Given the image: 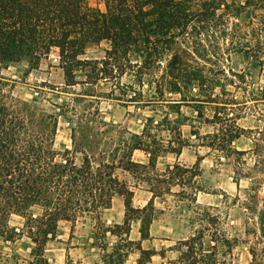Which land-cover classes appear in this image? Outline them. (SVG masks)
Instances as JSON below:
<instances>
[{
    "label": "trees",
    "instance_id": "trees-1",
    "mask_svg": "<svg viewBox=\"0 0 264 264\" xmlns=\"http://www.w3.org/2000/svg\"><path fill=\"white\" fill-rule=\"evenodd\" d=\"M258 8L264 11V0H245L241 6L226 0H103V7L88 0H0V64L27 61L34 67L57 50L68 87L117 81L130 74L139 86L147 81L154 88L148 103L164 97L166 91L180 95L168 103L179 113L193 101L187 93L194 85L216 88L220 67L213 70L207 64L218 65L220 57L238 52L264 65V29L252 31L236 21L242 9L254 14ZM101 42L107 43L102 57H83L89 45ZM77 71L83 73L82 80L77 79ZM83 96L87 94L72 97L75 103L84 101L79 111L75 104L61 109V115L72 113L74 124L70 146L58 149V116L10 99L0 87V237L12 240L26 235L34 244L27 264H51L46 245L57 238L62 222L71 223L73 229L77 221L90 219L103 227V209L120 196L124 219L113 228L103 227L118 238L103 264H124L133 251L138 254L137 264H147L155 249L142 247L141 241L150 238L154 198L172 193L176 184L185 193L187 183L175 180L197 175L202 157L198 155L190 167L175 163L159 171L158 157L165 152L179 155L189 145L176 120L166 119L176 123L168 129L177 134L176 141L171 137L166 144L153 133L159 124L152 117L140 133L117 135L114 125L93 106V99ZM211 101L215 112L210 122L219 124L213 135L217 138L220 105ZM196 102L203 108L201 99ZM239 130L232 131L231 141L240 137ZM135 150L147 154V162L135 160ZM192 186L195 195L199 186ZM137 189L151 194L143 206L133 205ZM13 215L24 220L19 230L9 225ZM132 221L140 223L139 240L129 237ZM203 237L200 230L180 241L181 264H217L214 250H204ZM250 253L249 264H264L254 250Z\"/></svg>",
    "mask_w": 264,
    "mask_h": 264
},
{
    "label": "rangeland",
    "instance_id": "rangeland-1",
    "mask_svg": "<svg viewBox=\"0 0 264 264\" xmlns=\"http://www.w3.org/2000/svg\"><path fill=\"white\" fill-rule=\"evenodd\" d=\"M226 2L241 6L245 0ZM88 3L103 7V0H88ZM253 12L242 9L236 21L252 31L264 29V11L258 8ZM106 47V42L89 45L83 57L100 58ZM256 63L242 53L231 52L220 57L218 65L207 64L213 70L220 67L215 76L218 81L216 88L210 91L207 87L199 89L194 85L187 93L193 101L183 105L179 113L172 111L168 103L180 95L166 91L164 97L148 103L146 101L152 99L154 88L147 81L139 86L130 74L117 81L100 80L92 85L68 87L59 66L57 50L51 51L34 67L27 61L0 64V87L12 97L10 99L27 102L58 116L55 139L58 149L70 146L73 115L71 112L60 113L65 105L71 108L75 104L78 111L81 109L84 101H72L76 94L86 93L87 96L83 97L93 99V106L98 107L105 121L114 125L113 132L117 135L126 131L140 133L145 120L152 117L154 123L159 124L152 128L153 133L166 144L171 137L176 141L175 129L168 127L177 123L180 135L188 140L189 145L183 147L179 155L165 152L158 157L157 169L163 171L177 160L180 165L190 167L198 155L202 159L197 175L188 174L186 181L183 178L175 180V183H187L183 185L185 193L176 184L172 186V193L156 200L152 211L155 221L149 230L151 237L143 240L141 245L164 251L173 248V251L166 253L164 260L155 257L149 264H181L178 261L180 253L176 249L184 248L179 241L200 230L204 235V248L206 251L214 250L217 264H249L252 259L250 250L264 261V65ZM76 77L82 80L83 73L77 71ZM197 99L202 100L203 108H198ZM213 99L220 105L221 131L217 138L213 135L219 124L210 122L215 112ZM166 119L177 122L167 123ZM236 127L240 128L241 135L231 141V133ZM234 149L245 150V153H237ZM133 158L145 162L147 154L135 150ZM192 185H198L202 192L197 193V201L191 195L195 190ZM149 197L150 193L137 189L133 205L141 206ZM122 213L123 206L115 200L112 208L101 217L103 227L113 228L116 223L122 224ZM23 221L22 217L13 215L9 225L19 230ZM71 226L69 222H62L57 238L47 243L45 255L51 264H103L104 260L107 261V252L118 241L115 235L105 233L102 226L90 219L77 221L73 229ZM139 229V221H132L129 237L139 240ZM211 245H215L214 248ZM33 246L31 239L24 234L12 240L0 237V264H27ZM137 257V252H131L124 264H137Z\"/></svg>",
    "mask_w": 264,
    "mask_h": 264
},
{
    "label": "crops",
    "instance_id": "crops-1",
    "mask_svg": "<svg viewBox=\"0 0 264 264\" xmlns=\"http://www.w3.org/2000/svg\"><path fill=\"white\" fill-rule=\"evenodd\" d=\"M243 151H245V150H243ZM181 154V153H180ZM196 160H197V158H196ZM141 162V161H140ZM145 162H147V161H145ZM201 162V161H200ZM176 163H178L179 164V162H178V160H177V162ZM195 163H196V161H195ZM194 163V164H195ZM175 164V163H174ZM193 164V165H194ZM172 165V164H171ZM147 192V191H146ZM149 193V192H148ZM200 194V193H202L201 192V189L199 188V190H197L196 191V194L194 195L195 196V199H196V201L198 200V194ZM150 196H151V194H150ZM135 197V196H134ZM150 198V197H149ZM149 198L147 199V201L149 200ZM158 198H162V196H157V197H155L154 198V208H155V202H156V200L158 199ZM115 200H116V202L118 203V205H122L123 206V213H122V216H123V219H124V210H125V208H124V202H123V198L122 197H120V196H116L114 199H113V202H112V205H111V207H108V208H105V209H103V211H102V217H104L105 216V211H107V210H110L111 208H112V206L115 204ZM147 201L143 204V205H145L146 203H147ZM143 205H141V206H143ZM156 210V209H155ZM115 219V218H114ZM108 221H111V219L110 218H108ZM116 222H118L119 220H115ZM155 221V218H153L152 219V221H151V223H150V226L153 224V222ZM150 226H149V230H150ZM194 235V232L191 234V235H189V237L190 236H193ZM151 237V236H150ZM189 237H187V238H184V239H182V240H186V239H188ZM204 238V237H203ZM182 240H180V241H182ZM143 241V240H142ZM141 241V242H142ZM180 241H179V243H180ZM212 246V245H211ZM203 247H204V245H203ZM154 249H155V254L154 255H152V257H151V259H150V261H148L147 262V264H149V263H151L152 262V260H154V258L155 257H159L160 259H161V261L162 260H164L165 258H166V253H169V252H171V251H173V248H170L169 250H166V251H164L163 249H157V248H155V247H153ZM212 248H213V246H212ZM179 253H180V251L181 250H179V249H176ZM204 250H206L205 248H204ZM138 255V254H137ZM138 258V257H137ZM127 259V258H126ZM126 261V260H125ZM125 263V262H124Z\"/></svg>",
    "mask_w": 264,
    "mask_h": 264
}]
</instances>
